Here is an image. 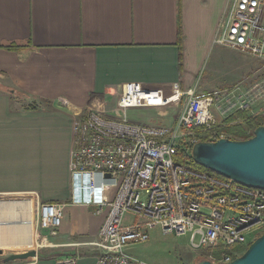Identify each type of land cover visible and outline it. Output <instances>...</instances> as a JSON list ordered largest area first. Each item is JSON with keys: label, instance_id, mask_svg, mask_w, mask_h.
I'll return each mask as SVG.
<instances>
[{"label": "crops", "instance_id": "0c3cea01", "mask_svg": "<svg viewBox=\"0 0 264 264\" xmlns=\"http://www.w3.org/2000/svg\"><path fill=\"white\" fill-rule=\"evenodd\" d=\"M229 1L0 0V248L27 245L33 208L50 203L63 206L50 248L98 255L84 244L105 216L71 203L74 117L90 108L111 116L128 83L196 92Z\"/></svg>", "mask_w": 264, "mask_h": 264}, {"label": "built area", "instance_id": "2783aa9c", "mask_svg": "<svg viewBox=\"0 0 264 264\" xmlns=\"http://www.w3.org/2000/svg\"><path fill=\"white\" fill-rule=\"evenodd\" d=\"M213 44L264 66V0H230ZM259 79L249 90L242 81L221 95L178 87L167 94L128 83L111 116L90 108L74 117L71 203L96 208V215L107 211L97 240L84 244L98 251L94 264H148L126 250L146 242L156 228L166 235L188 234L190 250L206 254L211 264L230 263L264 233V189L200 170L191 156L195 144L227 138L217 116L227 120L264 104V69ZM169 107H180L174 127L132 123L126 116L131 109ZM128 214L133 221L125 224ZM37 220L40 248L51 247L48 239L62 225L63 206L40 204Z\"/></svg>", "mask_w": 264, "mask_h": 264}, {"label": "rangeland", "instance_id": "374dc122", "mask_svg": "<svg viewBox=\"0 0 264 264\" xmlns=\"http://www.w3.org/2000/svg\"><path fill=\"white\" fill-rule=\"evenodd\" d=\"M263 69L264 66L257 60L242 55L227 47L217 46L209 55V58L199 76L198 81H200L201 85L199 88L197 87L196 95L213 93L221 95V93L234 91L242 81L247 83L246 87L248 88H246V90H249V86L259 82V77ZM87 110L88 109H86V111ZM179 113L180 107L153 109V111H149L148 113L145 110L140 111V109H131L127 111L126 116L128 121L132 123L145 122V124L149 126L174 127L177 123ZM247 114L264 116V104H260L258 107L247 112ZM142 115H147L146 117L148 120L144 119ZM217 118L221 127V124H224V121L226 120L220 116H217ZM95 211L96 208H91L88 213L90 216H99L95 214ZM106 212V209H104V216L106 215ZM32 219L33 231L32 235L30 233L31 240L28 241L29 243L27 242L28 245H25L21 249L19 248L20 250L17 248H0L3 252V254L0 255V264H33L36 262V259V264H56L55 262L59 257H63L64 255L73 252L72 248L68 250H58L50 247L40 248L41 243L39 236L41 232L38 227L37 211L34 208ZM132 221L133 219L130 214L125 216V224H129ZM13 226L14 225L10 223L9 226H3V228H13ZM49 239L51 240L52 238L49 237ZM189 244L188 234L179 237L175 235H166L163 234L160 229L156 228L148 231V240L146 242L131 245L126 251L131 256L148 264H197L203 259L204 254L191 251ZM90 250L92 251V255H89ZM245 250L246 249H244L242 253ZM29 251H35L37 253L35 259L16 260L8 263L4 261L10 255ZM78 251L81 252V255H77L78 260L75 264H90L91 256L95 257L97 254L92 248L80 247Z\"/></svg>", "mask_w": 264, "mask_h": 264}, {"label": "water", "instance_id": "95a60500", "mask_svg": "<svg viewBox=\"0 0 264 264\" xmlns=\"http://www.w3.org/2000/svg\"><path fill=\"white\" fill-rule=\"evenodd\" d=\"M191 156L196 165L214 174L245 186L264 189V127H258L253 137L246 141L226 138L214 143L199 142L193 146ZM36 255L35 251H29L10 255L4 261L35 259ZM197 264L211 263L201 260ZM228 264H264V233Z\"/></svg>", "mask_w": 264, "mask_h": 264}, {"label": "trees", "instance_id": "16d2710c", "mask_svg": "<svg viewBox=\"0 0 264 264\" xmlns=\"http://www.w3.org/2000/svg\"><path fill=\"white\" fill-rule=\"evenodd\" d=\"M181 20L180 12H178L177 20V43L181 44ZM23 46L9 45L5 46L6 50L19 51ZM258 127H264V116H252L244 112H237L231 115L224 124L219 128V131L224 132L227 138L233 141H246L253 137L254 131ZM193 165L200 170L207 171L206 169L199 167L193 162ZM218 176V175H217ZM204 254V253H201ZM205 255L202 260H205Z\"/></svg>", "mask_w": 264, "mask_h": 264}, {"label": "bare ground", "instance_id": "6f19581e", "mask_svg": "<svg viewBox=\"0 0 264 264\" xmlns=\"http://www.w3.org/2000/svg\"><path fill=\"white\" fill-rule=\"evenodd\" d=\"M20 213V212H19ZM19 215V214H18ZM17 219V218H16ZM28 220V219H27ZM19 222V221H18ZM21 224V223H20ZM8 231V230H7ZM2 232V231H1ZM3 233V232H2ZM10 233V232H9ZM31 233V232H30ZM11 234V233H10ZM6 235V234H5ZM5 235H2V236H5ZM13 235H15V234H13ZM9 236V235H8ZM23 236V235H22ZM1 238V237H0ZM3 238V237H2ZM6 238H7V236H6ZM12 238H14V237H12ZM22 238V237H21ZM4 239V238H3ZM8 239H10L9 237H8ZM24 239V238H23ZM13 240H15V241H17L18 239H13ZM25 241V240H24ZM8 242V241H7ZM6 242V243H7ZM22 242V241H21ZM28 242V241H27ZM19 243V242H18ZM29 243V242H28ZM28 245V244H27ZM3 246V245H2ZM12 249V248H11ZM18 249V248H17ZM20 250V249H19Z\"/></svg>", "mask_w": 264, "mask_h": 264}]
</instances>
